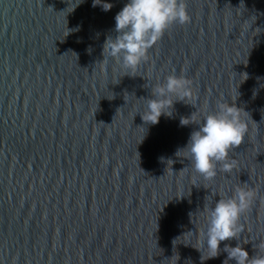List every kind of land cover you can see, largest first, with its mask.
I'll return each mask as SVG.
<instances>
[{"label":"water","instance_id":"1","mask_svg":"<svg viewBox=\"0 0 264 264\" xmlns=\"http://www.w3.org/2000/svg\"><path fill=\"white\" fill-rule=\"evenodd\" d=\"M108 2L0 0V264H223V251L195 248L203 207L244 184L252 256L264 239V0H186L190 23L134 73L101 61L127 0ZM171 73L192 81L195 106L175 101L145 124L150 87ZM221 98L248 113V133L237 167L208 181L177 153L198 127L180 120Z\"/></svg>","mask_w":264,"mask_h":264},{"label":"clouds","instance_id":"2","mask_svg":"<svg viewBox=\"0 0 264 264\" xmlns=\"http://www.w3.org/2000/svg\"><path fill=\"white\" fill-rule=\"evenodd\" d=\"M97 5L103 11L113 7L108 0H93V6ZM114 19L116 35L106 37L101 61L106 63L111 58L133 73L149 59V50L173 25L182 26L191 21L186 0H127ZM150 94V98H145L146 108L141 119L145 124L152 125L159 122L162 114L172 115L175 101L195 106L192 101L197 99L192 81L175 73L151 86ZM235 99L231 103L223 98L217 100L214 110H209L205 104L199 113L202 120L195 115L197 108L189 117L180 120L183 126L196 123L198 127L191 131L186 145L177 153L183 151L193 171L205 180L215 178L218 166L225 173H231L237 167V161L230 158V153L244 142L248 133L245 118L248 113L236 106ZM216 195L219 199L215 200L214 206L203 207L206 224L199 233L200 247H195L201 256V249L206 250L203 260L216 258L223 251L227 254L223 264H229V261H235V264H264V239L254 241L252 256L242 246L249 240L241 239L244 231L241 217L251 208L256 198L255 190L246 184L237 185L231 196L212 193L208 197ZM233 239L237 241L235 246L225 243L221 249V242Z\"/></svg>","mask_w":264,"mask_h":264}]
</instances>
